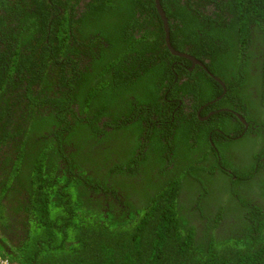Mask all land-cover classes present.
<instances>
[{"label": "trees", "instance_id": "obj_1", "mask_svg": "<svg viewBox=\"0 0 264 264\" xmlns=\"http://www.w3.org/2000/svg\"><path fill=\"white\" fill-rule=\"evenodd\" d=\"M160 2L221 100L154 0H0L11 264H264V0Z\"/></svg>", "mask_w": 264, "mask_h": 264}, {"label": "water", "instance_id": "obj_2", "mask_svg": "<svg viewBox=\"0 0 264 264\" xmlns=\"http://www.w3.org/2000/svg\"><path fill=\"white\" fill-rule=\"evenodd\" d=\"M155 2V6L164 22V30H165V42H166V46L168 48V50L170 51V53L174 56H177V57H182V58H186L188 60H190L192 62V68L196 67V66H200L202 67L208 75H210L214 80H216L218 83H220L223 87H224V94L226 93V89H225V84L223 83V81L221 79H219L217 76L213 75L208 69L207 67L204 65L203 62L199 61L196 57L188 54V53H184V52H180L178 51L177 49H175L173 46H172V43H171V40H170V28H169V23H168V18L166 17V13L165 11L163 10L162 8V5H161V2L160 0H154ZM223 94V95H224ZM218 97L216 100L212 101V102H209V104H213L214 102H217L219 101L222 97ZM207 104V105H209ZM200 114V113H199ZM213 112H211L208 117L210 115H212ZM237 118L245 125L246 129H248L249 127V123L247 122V120L240 114H237L236 115ZM203 118H201L202 120Z\"/></svg>", "mask_w": 264, "mask_h": 264}, {"label": "flooded vegetation", "instance_id": "obj_3", "mask_svg": "<svg viewBox=\"0 0 264 264\" xmlns=\"http://www.w3.org/2000/svg\"><path fill=\"white\" fill-rule=\"evenodd\" d=\"M63 14H64V12H63ZM168 21H169V18H168ZM163 29H164V22H163ZM164 34H165V30H164ZM164 39H165V37H164ZM187 67V66H186ZM188 68V70H192L193 68H192V66L191 67H187ZM173 70H174V68H173ZM174 72H175V78L176 79H178V74H177V72L174 70ZM184 80V79H183ZM170 92V91H169ZM169 94V93H168ZM218 98V97H217ZM217 98H215V99H217ZM184 99H185V97H184ZM186 104L188 105L189 103H187L186 102ZM189 108L191 109V110H193L192 109V106H191V104H189ZM201 110H202V107H201ZM220 110L221 111H231L232 113H234V115L236 116L237 114H240L239 112H237L236 110H232L231 108H220ZM220 110H216V111H212L213 113H215V112H217V111H220ZM199 113H200V110H198V116H199ZM211 113V112H210ZM241 115V114H240ZM242 123V122H241ZM249 128V127H248ZM239 154L241 153V152H238ZM239 157H241V158H244L245 156H243V155H240Z\"/></svg>", "mask_w": 264, "mask_h": 264}, {"label": "clouds", "instance_id": "obj_4", "mask_svg": "<svg viewBox=\"0 0 264 264\" xmlns=\"http://www.w3.org/2000/svg\"><path fill=\"white\" fill-rule=\"evenodd\" d=\"M162 8H163V7H162ZM156 9H157V8H156ZM163 10H164V9H163ZM166 17H167V16H166ZM167 18H168V17H167ZM168 23H169V21H168ZM169 28H170V23H169ZM184 53H186V52H184ZM188 54H189V53H188ZM190 55H191V54H190ZM173 56H174V55H173ZM192 56H193V55H192ZM175 57H177V56H175ZM194 57H195V56H194ZM181 58H182V57H181ZM184 59H186V58H184ZM194 68H195V67H194ZM194 68H193V69H194ZM193 69H192V70H193ZM174 70H175V69H174ZM192 70H191V71H192ZM175 71H176V70H175ZM189 71H190V70H189ZM177 74H178V73H177ZM178 75H179V74H178ZM178 77H179V76H178ZM175 79H176V78H175ZM178 80H179V79H176V81H178ZM182 80H183V79H182ZM182 80H181V81H182ZM176 81H175V82H176ZM223 83H224V82H223ZM224 84H225V83H224ZM225 89H226V85H225ZM226 90H227V89H226ZM168 93H169V90L167 91V96L169 95ZM223 94H224V92H223ZM224 95H225V94H224ZM224 95H223V96H224ZM167 96H166V97H167ZM221 96H222V95H221ZM219 97H220V96H219ZM222 98H223V97H222ZM222 98H221V99H222ZM221 99H220V100H221ZM215 100H216V99H215ZM187 103L190 104V101H187ZM202 108H203V107H202ZM199 115H200V114H199ZM201 118H204V117H201Z\"/></svg>", "mask_w": 264, "mask_h": 264}, {"label": "built area", "instance_id": "obj_5", "mask_svg": "<svg viewBox=\"0 0 264 264\" xmlns=\"http://www.w3.org/2000/svg\"><path fill=\"white\" fill-rule=\"evenodd\" d=\"M0 264H11V263H10V260L8 258L0 255Z\"/></svg>", "mask_w": 264, "mask_h": 264}, {"label": "rangeland", "instance_id": "obj_6", "mask_svg": "<svg viewBox=\"0 0 264 264\" xmlns=\"http://www.w3.org/2000/svg\"><path fill=\"white\" fill-rule=\"evenodd\" d=\"M240 155L246 156L244 151H241Z\"/></svg>", "mask_w": 264, "mask_h": 264}, {"label": "bare ground", "instance_id": "obj_7", "mask_svg": "<svg viewBox=\"0 0 264 264\" xmlns=\"http://www.w3.org/2000/svg\"><path fill=\"white\" fill-rule=\"evenodd\" d=\"M199 60V59H198ZM200 61V60H199ZM219 78V77H218ZM220 79V78H219ZM223 87V86H222ZM223 89H224V87H223Z\"/></svg>", "mask_w": 264, "mask_h": 264}]
</instances>
